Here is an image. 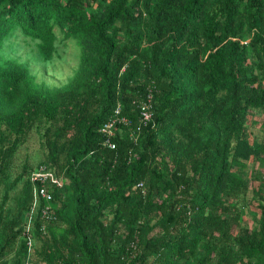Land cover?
<instances>
[{"label": "trees", "instance_id": "16d2710c", "mask_svg": "<svg viewBox=\"0 0 264 264\" xmlns=\"http://www.w3.org/2000/svg\"><path fill=\"white\" fill-rule=\"evenodd\" d=\"M0 264H264V0H0Z\"/></svg>", "mask_w": 264, "mask_h": 264}, {"label": "rangeland", "instance_id": "374dc122", "mask_svg": "<svg viewBox=\"0 0 264 264\" xmlns=\"http://www.w3.org/2000/svg\"><path fill=\"white\" fill-rule=\"evenodd\" d=\"M21 39L22 37L16 36L13 41L20 43L18 54L23 61H28L31 73L36 76L37 82H44L50 87H62L69 82L75 74L80 58V50L73 41L61 43V35L58 34L57 54L51 62L45 64L35 59L36 56H33L35 54L30 52L31 47L24 45Z\"/></svg>", "mask_w": 264, "mask_h": 264}, {"label": "built area", "instance_id": "2783aa9c", "mask_svg": "<svg viewBox=\"0 0 264 264\" xmlns=\"http://www.w3.org/2000/svg\"><path fill=\"white\" fill-rule=\"evenodd\" d=\"M151 109L152 106H151L150 98L147 97L146 101L142 102L139 108V115L144 123H147L151 119L152 117ZM120 125L128 126L129 121L125 116L122 115L121 106L117 105L114 108L112 115L100 128V132L104 136V145L107 148L109 149L115 148V144L112 141V138L114 137L116 127ZM30 180L33 183H41L42 185L46 181H50L52 184L60 185L58 179L51 172L46 171L44 167H40L37 171L32 172L30 175ZM139 186L141 185L138 184V187ZM32 194H33V207L35 206L38 197H41L46 201H50L52 199V195L47 192L44 186H41L40 188H34ZM43 214L47 216L46 211L43 212ZM28 245H30L29 242Z\"/></svg>", "mask_w": 264, "mask_h": 264}]
</instances>
